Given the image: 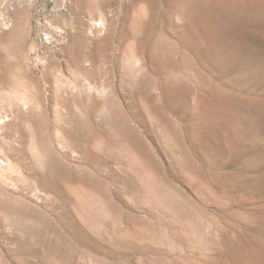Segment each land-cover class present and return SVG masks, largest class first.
<instances>
[{
	"label": "rangeland",
	"instance_id": "1",
	"mask_svg": "<svg viewBox=\"0 0 264 264\" xmlns=\"http://www.w3.org/2000/svg\"><path fill=\"white\" fill-rule=\"evenodd\" d=\"M0 118V264H264V0H0Z\"/></svg>",
	"mask_w": 264,
	"mask_h": 264
},
{
	"label": "bare ground",
	"instance_id": "2",
	"mask_svg": "<svg viewBox=\"0 0 264 264\" xmlns=\"http://www.w3.org/2000/svg\"><path fill=\"white\" fill-rule=\"evenodd\" d=\"M77 1V0H76ZM79 1V0H78ZM118 2V1H117ZM122 2V1H121ZM119 3V2H118ZM74 4V3H73ZM123 5V4H122ZM75 6V5H74ZM104 6V5H103ZM82 8V7H81ZM105 8V7H104ZM110 9V8H109ZM116 9V8H115ZM121 9V8H120ZM123 9V8H122ZM116 11V10H115ZM104 12V11H103ZM106 12V11H105ZM88 13V12H87ZM110 13V12H109ZM116 13V12H115ZM99 14V13H98ZM122 16V15H121ZM117 18V17H116ZM120 18V17H119ZM91 19H92V17H91ZM77 21V20H76ZM100 21V20H99ZM113 21V20H112ZM112 23V22H111ZM91 24V23H90ZM94 25V28H100V26H101V23H99V22H96V23H93ZM1 25H2V27L3 28H7V27H9V24H7L6 22H1ZM90 26V25H89ZM111 27V26H110ZM89 28V27H88ZM91 28V27H90ZM106 28V27H105ZM108 28V27H107ZM97 32H98V30H97ZM55 33V32H54ZM58 33V32H57ZM52 34V33H51ZM92 34V33H91ZM90 34V35H91ZM53 35V34H52ZM59 35V34H58ZM87 37V36H86ZM47 39H49L48 38V36L46 37ZM65 38V37H64ZM106 39V38H105ZM64 40V39H63ZM50 41V40H49ZM54 41V40H53ZM52 41V42H53ZM71 41V40H70ZM85 41V40H84ZM103 43V42H102ZM90 45V44H89ZM73 46V45H72ZM69 48V47H68ZM87 48V47H86ZM71 50V49H70ZM71 52V51H70ZM90 52V51H89ZM81 58V57H80ZM63 62V61H62ZM61 64V63H60ZM78 67V66H77ZM90 72V71H89ZM109 73V72H108ZM102 75V74H101ZM17 78V77H16ZM106 78V77H105ZM104 78V79H105ZM18 79V78H17ZM108 80V79H107ZM94 83H93V85H92V88L93 89H95V90H98V91H100V92H103V91H105V84H104V81L103 80H100V76H97L95 79H94ZM44 83V82H43ZM89 84V83H88ZM116 84V83H115ZM114 84V85H115ZM41 86V85H40ZM46 86V85H45ZM43 87V86H42ZM43 91V90H42ZM97 91V92H98ZM12 92V91H11ZM87 92V91H86ZM113 93V92H112ZM15 96V95H14ZM116 98V97H115ZM14 99V98H13ZM19 101V100H18ZM106 101V100H105ZM50 103V102H49ZM82 104V103H81ZM44 105V104H43ZM47 106V105H46ZM86 108V107H85ZM77 109V108H76ZM88 109V108H87ZM72 111V110H71ZM82 111V110H81ZM83 112V111H82ZM18 113H19V111L18 110H16V113L14 114V116H17L18 115ZM49 117V116H48ZM6 120H7V118H6V116L4 117ZM5 119H3V118H0V124H3V123H5L4 122V120ZM65 120V119H64ZM18 122V121H17ZM49 122H51L50 120H49ZM14 125V124H13ZM11 127V126H10ZM21 128V127H20ZM16 130V129H15ZM20 131V130H19ZM23 131V130H22ZM73 132V131H72ZM16 133H18V132H16ZM44 135V134H43ZM50 135V134H49ZM71 136V135H70ZM49 137V136H48ZM72 137H73V135H72ZM71 137V138H72ZM3 139V138H2ZM25 140V139H24ZM74 140V139H73ZM23 141V140H22ZM52 141V140H51ZM8 142V141H7ZM20 142V141H19ZM55 143V142H54ZM7 144V143H6ZM7 148V147H6ZM24 148V147H23ZM5 150V149H4ZM6 151V150H5ZM68 151V150H67ZM15 152H17V151H15ZM14 152V153H15ZM21 152V151H20ZM22 153V152H21ZM69 154V153H68ZM13 156H14V154H13ZM51 156V155H50ZM18 158V157H17ZM16 158V159H17ZM64 159H65V157H64ZM9 161V160H8ZM22 161H24V160H22ZM3 163V162H2ZM37 165V164H36ZM31 167V166H30ZM34 169V168H33ZM39 171H40V169H39ZM32 176V175H31ZM42 178V177H41ZM11 194V193H10ZM16 212V211H15ZM19 219H21V218H19ZM20 221V220H19ZM1 256V255H0Z\"/></svg>",
	"mask_w": 264,
	"mask_h": 264
}]
</instances>
